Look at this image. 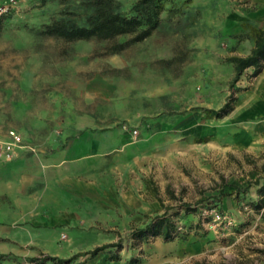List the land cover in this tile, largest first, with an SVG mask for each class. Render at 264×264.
Segmentation results:
<instances>
[{
    "label": "rangeland",
    "instance_id": "1",
    "mask_svg": "<svg viewBox=\"0 0 264 264\" xmlns=\"http://www.w3.org/2000/svg\"><path fill=\"white\" fill-rule=\"evenodd\" d=\"M93 1L0 0V142L21 136L0 159V264H264V61L234 87L228 61L253 49L264 0H163L159 27L120 53L45 34L85 24ZM79 138L100 146L69 203L44 162ZM163 215L172 241L133 236Z\"/></svg>",
    "mask_w": 264,
    "mask_h": 264
},
{
    "label": "trees",
    "instance_id": "2",
    "mask_svg": "<svg viewBox=\"0 0 264 264\" xmlns=\"http://www.w3.org/2000/svg\"><path fill=\"white\" fill-rule=\"evenodd\" d=\"M46 1V0H43ZM94 11L87 18L85 24H78L65 19H56L44 26V32L68 40L98 38L106 41H114L112 52L120 53L127 45L143 41L155 31L161 22L163 0H138L129 13L118 11L113 0H94ZM130 36L124 42H118L121 36ZM234 66V77L230 86L234 87L240 80L245 70L255 67L256 74L261 71L264 61V28L256 32V40L253 49L247 56H232L228 58ZM233 107L227 102L219 110H208L214 118H222L232 111ZM256 183V185H258ZM202 198L201 202L209 200ZM264 200V199H263ZM264 204V203H263ZM186 213L194 212L191 205H183ZM146 232L160 235L165 241H172L176 236V225L169 215L156 217L145 228L136 230L133 236L136 238L147 236ZM109 246H120L109 245ZM109 246L97 248L94 253L105 250Z\"/></svg>",
    "mask_w": 264,
    "mask_h": 264
},
{
    "label": "crops",
    "instance_id": "3",
    "mask_svg": "<svg viewBox=\"0 0 264 264\" xmlns=\"http://www.w3.org/2000/svg\"><path fill=\"white\" fill-rule=\"evenodd\" d=\"M96 142V140L90 138H79L72 142L70 148L57 152L50 161L45 159V169L47 170V167L53 168L50 170L54 172L56 180L61 181L62 186L68 188L67 190L62 189V192L69 203L73 202V196H78L80 189L83 191L84 187L78 183V177L84 174L88 175L89 172L94 170L95 147L100 146ZM5 171H8V169ZM21 178L23 179L22 183L27 185L29 176L23 174ZM12 232L14 231H4L5 234H11Z\"/></svg>",
    "mask_w": 264,
    "mask_h": 264
},
{
    "label": "built area",
    "instance_id": "4",
    "mask_svg": "<svg viewBox=\"0 0 264 264\" xmlns=\"http://www.w3.org/2000/svg\"><path fill=\"white\" fill-rule=\"evenodd\" d=\"M9 10L6 5L0 7V15ZM10 141L0 142V159H11L16 146L20 145L21 136L15 131L10 132Z\"/></svg>",
    "mask_w": 264,
    "mask_h": 264
}]
</instances>
